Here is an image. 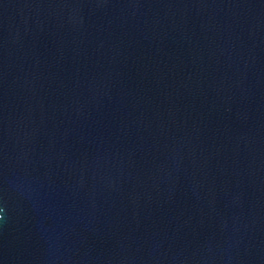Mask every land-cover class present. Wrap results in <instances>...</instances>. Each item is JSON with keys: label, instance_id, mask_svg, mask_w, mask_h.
Returning a JSON list of instances; mask_svg holds the SVG:
<instances>
[{"label": "water", "instance_id": "obj_1", "mask_svg": "<svg viewBox=\"0 0 264 264\" xmlns=\"http://www.w3.org/2000/svg\"><path fill=\"white\" fill-rule=\"evenodd\" d=\"M0 264H264V0H0Z\"/></svg>", "mask_w": 264, "mask_h": 264}]
</instances>
